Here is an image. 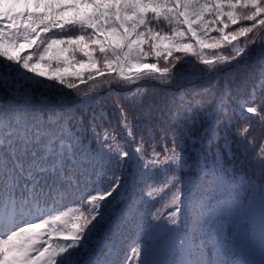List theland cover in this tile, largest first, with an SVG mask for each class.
Listing matches in <instances>:
<instances>
[{
	"label": "snow or ice",
	"instance_id": "obj_1",
	"mask_svg": "<svg viewBox=\"0 0 264 264\" xmlns=\"http://www.w3.org/2000/svg\"><path fill=\"white\" fill-rule=\"evenodd\" d=\"M153 22L170 32L153 31ZM255 43L264 44V0H0V65L14 64L16 73L0 77V264H115L111 253L98 257L91 242L117 214L138 234L124 264H168L154 258V236L175 247L179 224L207 242L208 198L227 175L225 153L251 150L264 171V48L247 78L220 67ZM225 47L230 57L220 54ZM25 49L33 51L21 55ZM184 65L207 83L169 95L173 90L159 85L178 83ZM105 73L103 84L135 87L73 93L78 81ZM141 80L158 82L150 96ZM186 139L217 144L211 161L194 160L203 174L195 198L180 176L189 165ZM160 182L171 190L172 211L163 219L152 212L148 221L140 205L155 198ZM260 192L255 242L264 264V185ZM58 197L74 198L83 211L69 219ZM179 247L186 251L181 264H211L187 235Z\"/></svg>",
	"mask_w": 264,
	"mask_h": 264
},
{
	"label": "trees",
	"instance_id": "obj_2",
	"mask_svg": "<svg viewBox=\"0 0 264 264\" xmlns=\"http://www.w3.org/2000/svg\"><path fill=\"white\" fill-rule=\"evenodd\" d=\"M246 26H250L247 24V22H244ZM149 27L153 31H162V32H170L169 27L165 25V23L160 22L157 24L156 22H153L149 25ZM236 27V26H233ZM213 35H216L213 33ZM252 35V34H249ZM235 43V42H234ZM241 48H243L245 45L243 43V38H240V45ZM264 48V44L261 43H255L251 44L248 47V51L245 55L239 57L236 60H231L230 63L222 64L220 67L226 70V72L233 73L237 75L238 77L247 78L249 75V69L250 67L255 68L257 66V57L259 56L260 49ZM28 51H33L32 49H25L21 52V55L26 54ZM220 54L224 56H231L232 55V49L229 47H225L220 50ZM174 55H180L178 53H174ZM81 59H86L83 57H79ZM2 59V58H0ZM171 59V57L169 58ZM148 62L154 63L155 57L150 56L148 57ZM164 66V60L163 58L160 59V63L158 67ZM74 67L78 68V65H75ZM177 67H181V64H177ZM196 68L203 67L202 65H195ZM41 70H44V66L41 65ZM15 76V65L12 64L11 68H6L3 65H0V77H6L8 75ZM182 74L183 79H181L178 83L175 84H168V85H159L160 87H167L172 89L173 91L169 95H179L182 94L185 89L189 90V94L191 93V90L193 89H200L203 87L207 81L201 80L198 75H194V68L189 65H184L182 68ZM30 75V74H28ZM108 73H105L104 77L97 76L94 79H85L83 82H77V89L73 90V93L75 91H79L81 93V96L83 97L85 94L87 95H105L108 89H121L125 90L127 87H135V85H122L117 83L116 81H113L110 84H103L101 81L105 78H109ZM115 74L112 73L111 76H114ZM223 76L224 73H221L220 82L223 83ZM85 77H87V72H85ZM139 84H146L149 85L148 87V95L150 96L152 93V86L157 85V81H149V80H141L138 82ZM251 81L249 80V85ZM63 91L68 92V89H63ZM243 92V89L241 90ZM75 98V97H74ZM6 99V93L2 86H0V102H3ZM147 99V97H146ZM156 105L160 106L161 101L159 99L156 100ZM247 116H251V114H245ZM236 123L244 124L247 123V120H240L238 117L235 118ZM252 119H257L255 117H252ZM235 127V125H234ZM98 131H103V129H98ZM113 135H116L115 132L112 133ZM194 134H198L194 132ZM138 138V135H137ZM160 136L157 134L155 138V142L157 144V151L161 153L160 159L163 160V148L159 146ZM121 143H123L121 141ZM185 144L187 145V159L189 161L188 167H186L181 173L180 176L184 180L185 184L191 188L193 197H198L200 192V184L203 180V174L201 172L200 166L196 165L194 163V160L196 157H200L203 161L204 157H207L209 161L213 158V154L215 153L217 149V144L215 142H212L211 144L205 142L203 145L196 144L192 145L191 141L186 139ZM222 144V141H221ZM137 145L133 144L132 148H135ZM147 149L149 154L152 151L151 144H145L144 145ZM171 145L169 144V147ZM131 150V149H129ZM235 151V149H234ZM242 154L240 151H235V155L233 158H237L238 155ZM233 160L232 158H229L227 153L224 155V166L228 169L227 175L224 178L223 183L219 185V187H216L214 191H212L211 196L208 198L211 202V206L214 209L212 212V215L208 219V222L204 225V236L207 238V242L205 240L201 239L200 234H195L197 237L194 239V245L195 246H203V260L205 262H211V264H217L218 261H223L220 256L217 255V249L218 244L222 240L223 237V226L225 223H229L228 221L236 222L239 220V216L241 213H239V209L242 208L244 202L243 199L247 198V200L251 197L252 193H250V183L251 184H261L264 183V176L263 174L259 177H252L251 180L245 179L244 177L236 174L234 172V164L229 163L227 166L225 165L227 161ZM163 180V178H161ZM171 191L170 188L163 185L162 182L156 184V191L153 193L154 199L150 200V203L148 205H140V215L144 216L146 220L149 219L151 211L154 212L155 210L160 211L159 208L163 209L166 204L164 203L163 197L165 193ZM258 196H254L257 200V207L260 206V197L261 192H257ZM166 196V195H165ZM260 196V197H259ZM183 198V196H182ZM246 200V202H247ZM72 201H75L74 198L70 197H63V198H57L56 205L58 208H65L67 205L72 203ZM139 204V201H137ZM49 206H52L51 204ZM245 206V204H244ZM243 206V207H244ZM214 218V219H213ZM255 221L259 220V211L257 215L253 217ZM253 220V221H254ZM122 221V222H119ZM213 221V223H212ZM120 224L122 227H124L125 231L122 233L120 238L117 239V242L123 241L124 244V250L121 254V262L120 264H124L125 259L131 254V248L130 245L132 244L133 240L137 237V232L135 229L131 228L124 220L121 219L120 215L118 218H115L114 225ZM117 233H115L116 236ZM129 238V240L127 239ZM219 241V243H216V241ZM198 258L195 256V259ZM225 264V262H224Z\"/></svg>",
	"mask_w": 264,
	"mask_h": 264
},
{
	"label": "rangeland",
	"instance_id": "obj_3",
	"mask_svg": "<svg viewBox=\"0 0 264 264\" xmlns=\"http://www.w3.org/2000/svg\"><path fill=\"white\" fill-rule=\"evenodd\" d=\"M165 25L167 27L166 23ZM232 159L233 160L227 161L225 165L227 166L229 163H233L235 166L234 172L244 177L245 179L251 180L252 177H259L262 174L264 176V171H262L261 168L258 166V158L253 157V155L251 154V150H249L247 154L242 153L238 155L237 158L234 159L232 157ZM262 185H264V183L258 185L250 183V188H252L250 193H252V195L248 200L247 198L243 199L245 206L243 204L244 207L242 206V208L239 209V213H241L239 216V220L236 223L228 221L232 228L228 232H225L226 234L218 244V249L216 252L218 256L224 259L223 262H225V264H238V261H240L241 259L249 260L254 262V264H258L257 257L260 256V250L259 247L256 245L255 240L252 241L253 229H251L252 225H248L247 221H253V217L257 215L259 211V208L257 207V200L254 196H258L257 192H260V188ZM167 193H169V195H164L163 197L166 206H164L163 209L159 208L160 211H154L158 212L161 215L162 219L172 211V206L169 198L170 191ZM59 210L67 212L69 214V219H72L75 215H78L79 212L83 211V209L77 206L76 201H72V203L67 205L65 208H60ZM118 216L119 214L115 215L112 218L111 222L108 223V225L99 234V238L93 239V241L91 242V247L98 257L104 258L108 253H111L108 258L115 261V264H120L121 254L124 250L125 244L123 241H120L119 243L117 242V239L120 238L122 233L125 231L124 227H122L120 224L118 225L117 223L116 225H114V220L115 218H118ZM148 221H151V216L149 217ZM246 226H248V230H246ZM175 227V247L170 246L168 238L165 237L163 234H158L154 236V239L157 244L156 250L154 252L155 259L165 261L164 257H167L169 255L170 259H172L173 256L178 254V257L181 262L186 258V251L182 252L179 247V244L180 241L184 239V237L187 235L186 232H191L192 229L190 226H186L184 224H179ZM253 227L256 230L258 237L259 222L254 223ZM115 233H117L116 236ZM197 236L193 233L188 236L190 244L194 245V239ZM54 239L56 243H63V241L59 238ZM127 239L129 240V238ZM114 245H118L119 248L115 250ZM192 258L195 259V255ZM181 262L176 264H181ZM132 264H137V262L132 261Z\"/></svg>",
	"mask_w": 264,
	"mask_h": 264
}]
</instances>
